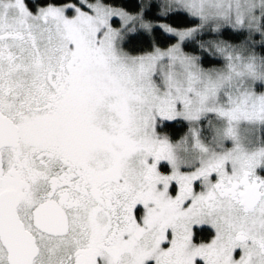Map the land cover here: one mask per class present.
Listing matches in <instances>:
<instances>
[{"label": "snow or ice", "instance_id": "obj_1", "mask_svg": "<svg viewBox=\"0 0 264 264\" xmlns=\"http://www.w3.org/2000/svg\"><path fill=\"white\" fill-rule=\"evenodd\" d=\"M0 264H264V0H0Z\"/></svg>", "mask_w": 264, "mask_h": 264}]
</instances>
